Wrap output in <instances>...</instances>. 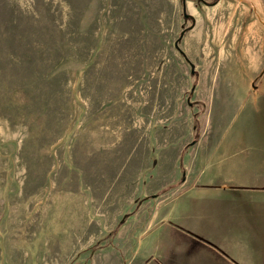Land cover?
Here are the masks:
<instances>
[{
  "label": "rangeland",
  "instance_id": "374dc122",
  "mask_svg": "<svg viewBox=\"0 0 264 264\" xmlns=\"http://www.w3.org/2000/svg\"><path fill=\"white\" fill-rule=\"evenodd\" d=\"M206 1L0 0V264H123L241 139L264 0Z\"/></svg>",
  "mask_w": 264,
  "mask_h": 264
},
{
  "label": "crops",
  "instance_id": "0c3cea01",
  "mask_svg": "<svg viewBox=\"0 0 264 264\" xmlns=\"http://www.w3.org/2000/svg\"><path fill=\"white\" fill-rule=\"evenodd\" d=\"M247 107L258 114L229 127L241 139L214 144L203 171L184 175L193 182L163 202L123 264H264V103Z\"/></svg>",
  "mask_w": 264,
  "mask_h": 264
},
{
  "label": "water",
  "instance_id": "95a60500",
  "mask_svg": "<svg viewBox=\"0 0 264 264\" xmlns=\"http://www.w3.org/2000/svg\"><path fill=\"white\" fill-rule=\"evenodd\" d=\"M183 11H184V17L185 18H191L193 20V17L189 14H187L186 12V7H185V3H184V8H183ZM185 34V31H183L181 33V36L180 38L175 42V46L178 48V50L183 54V51L181 50V48L179 47V41L181 40V38L183 37V35ZM192 68L194 69V66L192 65Z\"/></svg>",
  "mask_w": 264,
  "mask_h": 264
},
{
  "label": "flooded vegetation",
  "instance_id": "af4514ba",
  "mask_svg": "<svg viewBox=\"0 0 264 264\" xmlns=\"http://www.w3.org/2000/svg\"><path fill=\"white\" fill-rule=\"evenodd\" d=\"M201 1H203V2L207 3V1H206V0H201ZM215 2H216V1H215ZM215 2H214V3H215ZM190 19H191V18H190Z\"/></svg>",
  "mask_w": 264,
  "mask_h": 264
}]
</instances>
